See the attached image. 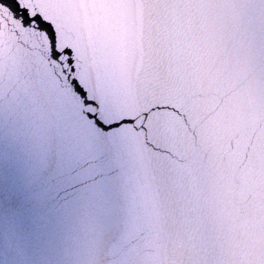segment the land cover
I'll return each instance as SVG.
<instances>
[{"label":"water","instance_id":"1","mask_svg":"<svg viewBox=\"0 0 264 264\" xmlns=\"http://www.w3.org/2000/svg\"><path fill=\"white\" fill-rule=\"evenodd\" d=\"M22 3L55 41L0 0V264H222L264 243V90L198 18Z\"/></svg>","mask_w":264,"mask_h":264},{"label":"snow or ice","instance_id":"2","mask_svg":"<svg viewBox=\"0 0 264 264\" xmlns=\"http://www.w3.org/2000/svg\"><path fill=\"white\" fill-rule=\"evenodd\" d=\"M155 3L173 21L198 18L207 33L219 41L241 86L251 88L259 81L264 90V0H155ZM6 6L24 26L36 24L46 33L51 30L54 43L55 29L41 14L33 13L22 0H7ZM54 52L58 58L60 52L55 48ZM76 87L86 95L78 83ZM94 121L100 128L108 127L102 118L94 116ZM222 264H264V243L259 247L254 240L242 243Z\"/></svg>","mask_w":264,"mask_h":264}]
</instances>
